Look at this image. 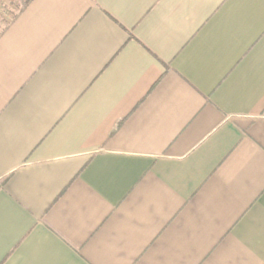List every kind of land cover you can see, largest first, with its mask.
Here are the masks:
<instances>
[{"label":"crops","instance_id":"obj_1","mask_svg":"<svg viewBox=\"0 0 264 264\" xmlns=\"http://www.w3.org/2000/svg\"><path fill=\"white\" fill-rule=\"evenodd\" d=\"M0 264H264V0H29Z\"/></svg>","mask_w":264,"mask_h":264},{"label":"rangeland","instance_id":"obj_2","mask_svg":"<svg viewBox=\"0 0 264 264\" xmlns=\"http://www.w3.org/2000/svg\"><path fill=\"white\" fill-rule=\"evenodd\" d=\"M26 0H0V33Z\"/></svg>","mask_w":264,"mask_h":264},{"label":"trees","instance_id":"obj_3","mask_svg":"<svg viewBox=\"0 0 264 264\" xmlns=\"http://www.w3.org/2000/svg\"><path fill=\"white\" fill-rule=\"evenodd\" d=\"M28 2H29V0H26L25 2H24V4L21 6V8H20V10H19V12L28 4ZM17 15V14H16ZM15 15V16H16ZM14 16V17H15Z\"/></svg>","mask_w":264,"mask_h":264}]
</instances>
